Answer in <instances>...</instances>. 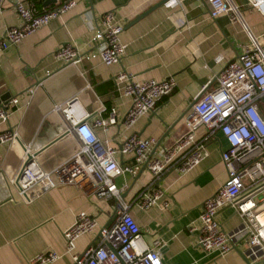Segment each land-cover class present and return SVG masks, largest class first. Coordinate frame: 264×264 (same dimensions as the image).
I'll return each mask as SVG.
<instances>
[{
  "label": "crops",
  "instance_id": "obj_1",
  "mask_svg": "<svg viewBox=\"0 0 264 264\" xmlns=\"http://www.w3.org/2000/svg\"><path fill=\"white\" fill-rule=\"evenodd\" d=\"M5 0L0 14V40L6 28L20 23L14 4L23 3L35 13H43L66 0ZM162 0H77L65 15L50 21L20 44L0 49V98H18L7 123L0 121V132L10 128L18 140L0 147V264H27L40 253L54 251L61 259L55 264H72L66 254L62 233L71 227L75 217L85 212L96 217L98 228L76 243L74 254H82L98 241V231L113 222L114 200L97 198L92 192L62 185L25 203L17 196V185L11 183L22 161L23 146L31 143V152L44 170H51L78 150V141L68 131L62 113L55 106L74 100L77 113L86 114L92 125L107 118L116 109V124L106 130L95 128L100 146L116 147L126 137L155 138L157 149L175 145L187 133L184 116L201 89L212 90L215 77L227 62L235 60L250 37L264 34V17L246 8L245 0H231L241 12V22L232 23L223 15L211 20L205 0H173L158 6L138 21L135 18ZM113 12L123 26L120 35L125 55L118 65L106 66L99 56V17ZM134 22V23H133ZM73 44L82 54L76 66H63L54 59L61 45ZM125 72L134 81H161L173 77L176 86L163 97L152 112L142 116L131 128L122 126L131 100L120 94L113 78ZM5 101H1L5 102ZM200 129L197 137L204 134ZM224 138L217 134L208 142V157L186 174L169 172L159 180L169 207L160 203L141 209L137 199L151 181L142 169L136 176H118V187L127 185L122 199L138 223L148 246L159 242L163 264H245L236 249L224 256L206 254L188 232L201 204L213 196L226 179L220 150H226ZM120 165H132L130 156H117ZM225 231L235 229L239 217L231 208L218 216Z\"/></svg>",
  "mask_w": 264,
  "mask_h": 264
},
{
  "label": "built area",
  "instance_id": "obj_2",
  "mask_svg": "<svg viewBox=\"0 0 264 264\" xmlns=\"http://www.w3.org/2000/svg\"><path fill=\"white\" fill-rule=\"evenodd\" d=\"M0 0V14L2 4ZM182 0H173L179 4ZM77 0H66L43 13H35L21 2L14 4L20 23L5 29L0 49L6 50L20 44L27 36L65 15L74 8ZM208 15L215 20L227 15L232 23L241 22V12L231 0H205ZM246 8L264 17V0H245ZM123 26L113 12L99 17L97 35L100 37L99 56L106 66L118 65L125 55L120 35ZM54 59L63 66H76L82 54L73 44L59 46ZM216 86L199 96L184 116L187 133L175 145L157 149L155 138H141L137 134L126 137L116 147L100 146L95 128L106 130L116 124V109L111 108L107 118H99L92 125L85 121L86 114L77 113L74 100L55 106L62 113L68 131L78 141V150L67 160L51 170H44L31 152V143L23 146L22 161L16 176L11 179L17 185L20 201L29 203L62 185L75 186L92 192L97 198L114 200L113 222L98 231V242L82 254H74L76 243L84 235L97 228L94 216L80 212L71 227L62 233L66 254L72 264H163L158 251L159 242L150 247L141 229L128 212L129 204L122 199L127 185L118 187L115 179L123 174L136 176L142 169L151 175V181L138 194L141 209H149L160 203L167 208L170 202L163 190L157 188L159 180L169 172L183 175L203 162L209 155L208 142L220 134L226 150H220V159L226 179L213 196L201 204L198 218L188 226L196 244L206 254L224 257L237 245L245 264H264V34L250 37L241 47V53L226 63L215 77ZM116 90L131 100L122 120V126L131 128L142 116L152 112L157 103L172 93L176 83L173 77L161 81H134L130 74L121 72L113 78ZM18 98L0 103V121L7 123ZM203 129V136L196 133ZM18 140L12 128L0 132V147ZM117 156L132 157V165H120ZM225 208H231L239 217V225L225 231L218 216ZM61 255L54 251L38 254L27 264H55Z\"/></svg>",
  "mask_w": 264,
  "mask_h": 264
},
{
  "label": "water",
  "instance_id": "obj_3",
  "mask_svg": "<svg viewBox=\"0 0 264 264\" xmlns=\"http://www.w3.org/2000/svg\"><path fill=\"white\" fill-rule=\"evenodd\" d=\"M167 1H168V0H162L160 3L156 4L155 6L151 7L149 10H147L145 13H143V14L137 16V17L135 18L134 22L138 21L140 18L144 17L146 14L150 13L152 10H154V9L157 8L158 6H160V5L164 4V3H166ZM51 2H54V1H53V0H47V1H46L47 4H48V3H51ZM134 22H133V23H134ZM7 98H9L8 95H3V96L0 98V103H1V101H5ZM235 249H236V248H235ZM236 251H237V252L240 254V256L244 259V255H243V253H242L240 250H237V249H236ZM244 261L246 262L245 259H244Z\"/></svg>",
  "mask_w": 264,
  "mask_h": 264
},
{
  "label": "rangeland",
  "instance_id": "obj_4",
  "mask_svg": "<svg viewBox=\"0 0 264 264\" xmlns=\"http://www.w3.org/2000/svg\"><path fill=\"white\" fill-rule=\"evenodd\" d=\"M98 241H97V239H96V243H97Z\"/></svg>",
  "mask_w": 264,
  "mask_h": 264
}]
</instances>
